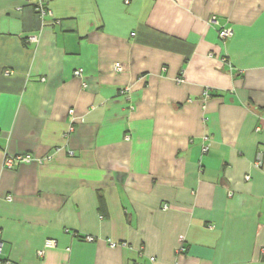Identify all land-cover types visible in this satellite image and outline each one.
<instances>
[{
    "label": "crops",
    "instance_id": "1",
    "mask_svg": "<svg viewBox=\"0 0 264 264\" xmlns=\"http://www.w3.org/2000/svg\"><path fill=\"white\" fill-rule=\"evenodd\" d=\"M0 240L17 264H264V0H0Z\"/></svg>",
    "mask_w": 264,
    "mask_h": 264
},
{
    "label": "built area",
    "instance_id": "2",
    "mask_svg": "<svg viewBox=\"0 0 264 264\" xmlns=\"http://www.w3.org/2000/svg\"><path fill=\"white\" fill-rule=\"evenodd\" d=\"M28 1H30V0H28ZM37 7H38V10H39V12L41 14H45L46 13L47 10H46V8L44 7L43 4H39ZM219 34H220V37L222 39H225L228 36H231L233 34V29H231V28H222V29H220ZM32 39H35V37H32ZM122 69H123V66H122V64L120 62H115L114 63V70L115 71H121ZM82 74H83V70L82 69H78V70L75 71V75L76 76H82ZM177 80L179 82L184 81L183 78H178ZM127 90H128V88L122 89V93L125 94ZM209 94H210V92H209V90H207L204 95L207 97V96H209ZM71 112H73V110H71ZM207 138L208 137H205L206 140H207ZM207 150H208V145L205 144L203 146V151H207ZM29 158H30V155H16V156L7 155L4 158V165L6 167L11 168V167L14 166L15 162L28 160ZM261 163H262L261 162V159H259L258 162H257V164L260 165ZM164 206L167 207V205H164ZM86 238L89 241L94 240V237L91 236V235H88ZM54 244H55V241L52 240V239H47L46 242H45V246H47V247L48 246H53ZM109 244L112 247L125 246V245H127L126 242H117V241H113V240H110L109 241ZM2 249H3V243L0 240V264H17V263L13 262L10 259L4 258L2 256ZM39 253L42 254L43 253V250L39 251Z\"/></svg>",
    "mask_w": 264,
    "mask_h": 264
}]
</instances>
